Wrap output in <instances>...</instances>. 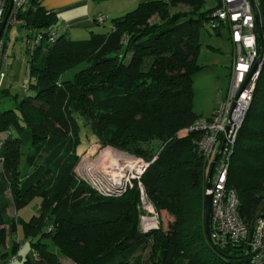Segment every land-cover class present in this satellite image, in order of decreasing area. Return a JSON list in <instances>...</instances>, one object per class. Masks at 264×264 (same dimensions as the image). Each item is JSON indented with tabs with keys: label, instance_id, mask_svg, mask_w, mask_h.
<instances>
[{
	"label": "trees",
	"instance_id": "trees-1",
	"mask_svg": "<svg viewBox=\"0 0 264 264\" xmlns=\"http://www.w3.org/2000/svg\"><path fill=\"white\" fill-rule=\"evenodd\" d=\"M180 6L188 9L172 11ZM258 9L261 47L264 0ZM213 11L206 0L140 1L113 16L109 27L104 21V30L74 39L58 24L54 10L42 0H30L18 27L28 30L24 39L43 35L39 43L24 46L32 92L19 100L2 85L0 91L15 100V106L0 108L2 264H49L47 243L34 240L32 248L21 249L28 237L46 233L48 210L53 217L49 233L60 234L54 243L74 264H145L140 251L151 238L153 264H249L246 245L221 246L209 240L205 190L210 172L206 175L195 149L196 134L178 136L202 117L193 108V79L202 69L200 28L210 30ZM155 16L158 21H152ZM51 28L57 33L54 41H49ZM74 68V78L65 79L64 73ZM83 126L96 136L95 146L111 145L147 160L157 155L142 183L159 216L167 212L173 217L167 230L161 231V221L158 228L142 231L137 182L120 196H104L77 176L78 162L93 147L77 151ZM152 140L163 143L157 154L142 146ZM227 182L237 191L248 222L264 214V62ZM34 201L37 213L26 220L19 213ZM93 231L102 234L88 241ZM79 244L83 251L74 255L71 249Z\"/></svg>",
	"mask_w": 264,
	"mask_h": 264
},
{
	"label": "built area",
	"instance_id": "built-area-1",
	"mask_svg": "<svg viewBox=\"0 0 264 264\" xmlns=\"http://www.w3.org/2000/svg\"><path fill=\"white\" fill-rule=\"evenodd\" d=\"M29 3L30 0H0V30L7 17L0 36V70L2 63L11 57L7 33L12 26L23 23L20 14L27 10ZM258 3L259 0H217L214 18L208 27L214 32L221 31L223 27L229 29V39L233 44L229 86L226 91L220 90L219 107L209 117L202 116L178 132L180 137L196 134L195 149L203 158L206 175L210 172L207 185L210 183L211 187L206 185L205 194L212 196V239L221 246L246 245L249 264H264V214L253 223L248 222L240 211L238 193L228 185L227 179L238 133L252 103L264 62V46L260 47L258 43ZM106 19L104 13L96 17L98 23H104ZM56 37V29L51 28L49 41H54ZM42 38L39 33L33 41L24 39L25 45L39 43ZM96 147L98 156L93 158L94 152L90 150L82 155L75 168L77 176L104 196H120L137 182L144 210L140 215V227L144 233L158 228L161 217L149 201L142 183V176L157 156L147 160L111 145Z\"/></svg>",
	"mask_w": 264,
	"mask_h": 264
},
{
	"label": "rangeland",
	"instance_id": "rangeland-1",
	"mask_svg": "<svg viewBox=\"0 0 264 264\" xmlns=\"http://www.w3.org/2000/svg\"><path fill=\"white\" fill-rule=\"evenodd\" d=\"M140 1L146 0H104L102 2H107V4L122 2V4H129L130 7L128 10L135 8ZM110 3V4H111ZM206 5L208 9H215L217 6V0H206ZM107 6V5H106ZM180 8L188 9L187 7L180 6L173 8L172 11L175 12ZM126 10V11H128ZM112 17L110 16L106 19V26L109 27L112 23ZM159 17H153L152 21H158ZM104 28V26H103ZM18 26H12L9 31V53L12 55L13 46H15V57H10L8 61L2 63L0 70V83L3 88H8L12 94H18V99H22L23 96L28 95L32 92L30 88H28L30 83V75H29V66L28 59L29 56L25 50V47L22 45L23 37H26V32H22ZM229 29L223 27L219 34L212 33L207 27L203 26L200 28V36L199 40L201 43L200 53H199V63L202 65V69L194 75L193 79V88H194V111L198 115H203L209 117L216 108L219 107V96L220 90L226 91L229 82L231 79V66L233 60V44L228 38ZM23 36V37H21ZM74 39H84V37H75ZM23 47V48H22ZM12 60V61H11ZM78 68H74L68 70L64 73L65 79H73L75 76V72ZM28 88V89H26ZM15 106V100L13 96H0V108L12 107ZM89 127V126H88ZM89 128L86 126L82 127L81 130V142L78 146V153H83L89 146H92L88 150L94 152L93 158L98 156V149L94 145L97 141L96 136L90 132ZM163 143L158 140H152L148 143H143L144 147L154 148L155 153L162 149ZM121 150V149H120ZM124 151V150H123ZM131 153V152H130ZM154 153V154H155ZM157 156V155H155ZM154 156V157H155ZM153 157V158H154ZM146 159V158H145ZM44 210V209H43ZM37 213L36 202L34 201L30 206L21 210L19 215L24 219L28 220L33 214ZM49 213L51 211L48 210L45 214L47 219V227L43 230L46 232L43 235L39 234L35 237L27 238V246L26 249L32 248L31 242L34 240H39L41 242L48 244L49 250V264H74L73 260L66 255H64L61 251V247L59 245H55L54 236H59L60 234L55 232L49 233V226L53 217H50ZM9 214L11 218H17L16 208L10 207ZM53 216V214H52ZM173 220V217L170 216L167 212H162L161 215V231H165L168 229L169 222ZM9 227H7L8 229ZM113 228V227H110ZM108 229V228H107ZM112 231V229H109ZM57 234V235H56ZM102 234L99 231H93L88 236V241H94L96 238L99 239V235ZM68 235V234H67ZM14 236H9V240L7 242V248L10 249L12 247ZM11 239V241H10ZM79 245L72 247V252L75 255L76 253H81L83 249L78 247ZM83 246V245H81ZM25 249V250H26ZM155 251V240L151 238L148 243V247L141 250L145 258V264H153L151 260V256ZM2 250H0V264H2L3 260L1 258Z\"/></svg>",
	"mask_w": 264,
	"mask_h": 264
},
{
	"label": "crops",
	"instance_id": "crops-1",
	"mask_svg": "<svg viewBox=\"0 0 264 264\" xmlns=\"http://www.w3.org/2000/svg\"><path fill=\"white\" fill-rule=\"evenodd\" d=\"M102 1L104 0H42V5L47 9L54 10V12L58 16V24L63 26V28L70 34L72 38H88L91 36L92 32H99L104 30V24H99L98 21H96V17L99 14H106L108 19L110 16H117L125 13L126 10H128L130 7V5L127 3L122 4V2H116L113 4L110 2L111 4H107V2L104 3ZM21 30H23L22 32H26V34L28 33V30L26 28H23ZM9 31L7 33L8 37ZM22 45L23 47L25 46L24 38L22 41ZM14 55L15 46H13L11 56L15 57ZM22 237L23 235L21 232L20 238ZM26 246L27 242L23 245V251H26Z\"/></svg>",
	"mask_w": 264,
	"mask_h": 264
},
{
	"label": "water",
	"instance_id": "water-1",
	"mask_svg": "<svg viewBox=\"0 0 264 264\" xmlns=\"http://www.w3.org/2000/svg\"><path fill=\"white\" fill-rule=\"evenodd\" d=\"M6 18L7 17H5V19H4L3 23H2V27H1V30H0V36H1V33H2V30H3L4 26L6 24ZM256 18H257V24H258V31H259L260 36L262 37L260 13H259L258 10H256ZM260 60H261V57L258 59V62L256 64V66H255L254 71L257 69ZM207 187L210 188L211 184L208 183ZM211 210H212V196H211V194H206L205 195V228H206V233H207V236H208L209 240L213 243V239H212L211 234H210ZM248 249H250V247Z\"/></svg>",
	"mask_w": 264,
	"mask_h": 264
}]
</instances>
